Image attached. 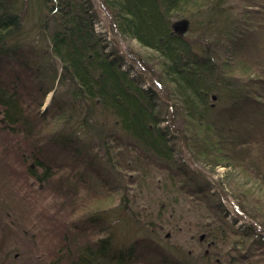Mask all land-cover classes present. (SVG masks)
<instances>
[{
    "label": "trees",
    "instance_id": "obj_1",
    "mask_svg": "<svg viewBox=\"0 0 264 264\" xmlns=\"http://www.w3.org/2000/svg\"><path fill=\"white\" fill-rule=\"evenodd\" d=\"M101 4L120 35L154 51L157 68L151 71L161 89L147 85L142 73L126 66L96 32L92 0H0V125L22 139L27 173L41 182L65 178L73 186L100 181L104 197L115 194L118 202L90 212L80 226L99 233L98 238L78 245L72 257L74 238L68 244L65 238L63 253L50 264H133L144 246L160 254L159 264H197L198 259L201 264H264V256L256 257L264 250V232L253 224L235 227L226 218L200 224L199 240L208 245L198 252L146 245L138 238L150 222L132 212L121 183L136 176L144 180L156 163L174 183H194L189 192L219 214L221 204L206 182L178 156L181 141L195 159L240 169L264 189V12L235 19L228 0ZM187 16L198 23L183 32L177 24ZM243 25L245 37L234 42ZM215 26L217 33L203 43L200 37ZM242 49L248 70L250 52L257 53L253 58L261 68L254 76L228 70L224 57ZM112 209H117L114 218L105 213ZM118 226L126 231L123 239ZM239 246L243 252L235 249ZM146 264L152 259L146 257Z\"/></svg>",
    "mask_w": 264,
    "mask_h": 264
},
{
    "label": "rangeland",
    "instance_id": "obj_2",
    "mask_svg": "<svg viewBox=\"0 0 264 264\" xmlns=\"http://www.w3.org/2000/svg\"><path fill=\"white\" fill-rule=\"evenodd\" d=\"M92 1L98 14V29L104 33L111 49L124 57L126 66L132 65L136 72L142 73L141 76L147 85L160 88L151 71L157 68L154 51L143 47L134 38L120 35L113 27L108 11L101 6V0ZM228 3L235 19L242 21L244 15H249L248 13L264 12V0H228ZM187 18L179 19L177 24L183 32L187 31L189 23L190 31L198 23L192 17ZM244 23L248 22L245 20ZM244 27L245 25L240 26L235 32L234 42L245 37L247 28ZM217 28L213 27L209 33L204 34V37H200L201 41L205 43L204 39L207 37L211 41L214 33H217ZM243 51L242 49L232 52L231 57H224L229 65L228 70L233 68L236 70L234 73L254 76L252 72L257 73L261 68L253 58V55L257 57V53L255 50L250 52L252 56L248 58V70L245 68L246 59H243ZM56 88L61 86L57 83ZM52 95L53 91L47 94L43 108L48 105ZM161 100L169 104L166 96ZM167 107V116L171 118L172 107L171 105ZM162 124L167 126L168 121ZM23 147L24 143L20 136L7 133L0 125V264H50L63 253L61 250L64 247V239L66 238L68 244L69 237L74 238L69 243L73 247L72 257L78 245L85 243L88 238L99 237V233H93L91 228L80 229V226H85L90 212L110 206L114 208L118 204L117 197L115 194H112L113 198L104 197L100 181L89 187L76 183L74 184L77 185L76 188L65 178H53L47 182L35 179L27 173V161L20 156ZM176 148L178 156L189 164L194 174L198 175L199 181L206 182L208 192L221 204V209L219 207L221 212L218 214L202 202L199 195H192L189 192L193 189L188 186L194 183L188 184L187 181L174 183L163 167L156 163L150 164V170L144 180L141 181L136 176L137 180L133 182L121 181L125 186L122 190L129 196L128 203L132 212L136 213L139 220L150 222L151 225L138 239L143 238L147 241L146 245H158L174 252L179 249L198 252L200 247L208 245L199 240L198 230L200 231V224L203 222L224 221L223 218H226L225 220L235 227L244 229L245 226L253 224L259 232H264L263 188L260 186L257 188L240 169L222 165L211 166L203 160L195 159L181 141L176 143ZM76 168L82 170L80 167ZM100 170L106 177V166H101ZM128 179L132 180L130 177ZM164 202H168V205H164ZM105 213L114 218L117 209ZM117 221L120 224L121 221ZM118 227V237L123 239L122 233L126 231L120 228L121 226ZM238 241H241V237ZM142 248L143 254L133 264H146V257L152 259V264H159L160 254L151 252L146 246ZM242 248L239 246L235 249L243 252ZM261 252L264 250H258L256 257H263ZM197 264H201L199 259Z\"/></svg>",
    "mask_w": 264,
    "mask_h": 264
},
{
    "label": "bare ground",
    "instance_id": "obj_3",
    "mask_svg": "<svg viewBox=\"0 0 264 264\" xmlns=\"http://www.w3.org/2000/svg\"><path fill=\"white\" fill-rule=\"evenodd\" d=\"M97 20H98V18L96 19V22H95V30H96V32H97L99 35H101V36L104 37V36H105L104 33H103L101 30L98 29V25H97V22H98V21H97ZM50 92H52V91H50Z\"/></svg>",
    "mask_w": 264,
    "mask_h": 264
}]
</instances>
